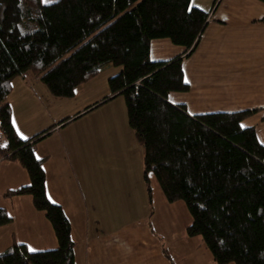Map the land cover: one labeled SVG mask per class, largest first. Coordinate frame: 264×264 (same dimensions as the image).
I'll return each mask as SVG.
<instances>
[{
	"label": "trees",
	"instance_id": "obj_1",
	"mask_svg": "<svg viewBox=\"0 0 264 264\" xmlns=\"http://www.w3.org/2000/svg\"><path fill=\"white\" fill-rule=\"evenodd\" d=\"M208 18L192 0H0V156L18 162L30 178L4 195H30L58 243L33 252L15 242L2 252L0 264H75L70 220L49 199L44 159L36 155L54 126L27 139L19 135L8 101L14 79L32 72L53 96L70 98L107 65L121 71L109 78L103 102L125 98L129 125L144 148L149 201L153 172L169 202L186 203L192 216L187 235L201 236L218 264H240L236 255L264 264V144L254 126H241L255 111L193 115L168 98L189 89L183 61L197 47ZM155 38H169L185 51L152 60ZM12 221L0 208V227ZM229 232L238 239L229 241Z\"/></svg>",
	"mask_w": 264,
	"mask_h": 264
},
{
	"label": "crops",
	"instance_id": "obj_2",
	"mask_svg": "<svg viewBox=\"0 0 264 264\" xmlns=\"http://www.w3.org/2000/svg\"><path fill=\"white\" fill-rule=\"evenodd\" d=\"M192 4L208 11L209 18L197 47L183 61L184 79L187 77L185 81L189 89L171 92L169 100L184 104L193 115L254 110L243 120V125L254 126L262 143L264 0H192ZM184 51V46L169 38L151 41V59L155 61L172 59ZM104 70L112 73L106 74L105 84L101 85L102 93L95 100L82 101V105L81 100L77 101L78 105H72L77 111L65 115L70 117L67 121L95 108V104L102 105L118 97L103 102L110 94L109 78L119 73L121 67L107 65ZM96 77L81 85L78 93L84 94L88 85L94 87ZM88 91L91 94L93 90ZM63 99L53 96L32 72L16 77L8 101L19 135L23 132L30 138L43 131L38 124L44 114L51 122L58 120V111L67 109V99ZM53 107L55 113H52ZM43 108H47L45 113L41 112ZM126 119L123 118L122 124L115 120L112 128H126ZM67 121L53 124L51 133L37 144L36 155L44 159L49 199L60 204L70 220L75 264H218L201 236L187 235L186 228L192 222V216L186 210V203L181 200L169 202L153 172L149 173L152 190V201H149L143 177L144 153L141 184L145 190L139 188L138 198L125 197L130 185L128 189L105 191L93 174L86 172L84 177L83 172H79L77 160L81 158L82 161L83 155L76 156L82 153L81 142L79 137H68L71 131L63 129ZM126 136L132 145L136 144L128 126ZM92 156L94 159L99 157L96 153ZM29 182L27 171L18 162L0 160V208H6L13 216L10 224L0 227V252L10 249L15 242L37 250L54 248L58 244L51 223L44 212L34 207L30 195H4L6 190ZM155 189L158 198L154 199ZM115 194H118L116 200ZM126 200L131 203L125 204ZM137 201L139 213L131 218L132 202ZM179 209L185 215L184 222L177 216ZM126 212L128 218L123 217Z\"/></svg>",
	"mask_w": 264,
	"mask_h": 264
},
{
	"label": "rangeland",
	"instance_id": "obj_3",
	"mask_svg": "<svg viewBox=\"0 0 264 264\" xmlns=\"http://www.w3.org/2000/svg\"><path fill=\"white\" fill-rule=\"evenodd\" d=\"M54 1L57 0H52V2ZM107 70H103L98 75H96V85L94 87H90V85H88L87 91L84 92V94L81 92L78 93L77 91L78 94L76 93L75 96L64 98L67 99V109L66 111L62 109L58 111V120L51 122V119L49 120L48 117H46L44 114L42 120H40L41 122L38 124V126L41 127L40 130L50 127L53 124H60V121L67 119L68 115H73L74 113H76L74 111L77 110H73L72 105H78L77 101L81 100L80 105H82V101L84 103H87L86 100L88 99V101L97 99L98 95L102 93L101 85L104 83L103 80L107 78L106 74L112 73V71L107 72ZM90 88L91 90H93L91 94L88 91V89ZM46 109L47 108H43L41 112L45 113ZM53 110L54 111L52 113H55L56 108L53 107ZM124 117L127 118L126 128L118 127L113 129L112 126L115 120H118L122 124L121 121ZM127 126L130 130H132L128 122V111L125 98L123 95H119L113 101H108L107 103L99 105L98 107H95L90 111H87L83 115H79L71 119L70 121H67V125L63 126V129L69 128L67 129L71 131L68 136L69 138H80L79 142H81L82 153L78 154L76 157H81V155H83V158L82 161H80L81 158H78L77 160V164L79 165V172H83V176L84 174H87L86 172H88V174H93L94 179L96 177V181H99L98 183L101 186L100 188L104 189L105 191L106 189L118 190L124 189L125 187L126 189H128L127 187L128 185H130V190H128V193L125 194V197H131V199H133L135 197L138 198L139 188L142 187L145 190V187L143 186V184H141L144 148L141 144H139L136 138V144L132 145L133 142L126 136ZM95 153L96 155H99V157H96V159H94L92 156ZM79 162L82 163L80 164ZM153 191V197L155 199L158 193L156 194V189ZM114 198L115 200L118 199V194H115ZM180 202L185 203L183 200H181ZM128 203H131V201L126 200L125 204ZM137 204H139L138 201L135 203L132 202L133 208L131 210V218L137 215L135 213H139L140 208L136 207ZM186 210L188 212V209ZM177 216L181 219V222H184L185 215L183 214V211H181V209H179V211L177 212ZM123 217L128 218V213L126 212Z\"/></svg>",
	"mask_w": 264,
	"mask_h": 264
},
{
	"label": "snow or ice",
	"instance_id": "obj_4",
	"mask_svg": "<svg viewBox=\"0 0 264 264\" xmlns=\"http://www.w3.org/2000/svg\"><path fill=\"white\" fill-rule=\"evenodd\" d=\"M43 2H45V3H51L52 0H43ZM186 10L189 11V12H191V11H192V8H191V7H187ZM185 79H187V77H185ZM241 126L243 127L244 125H241ZM20 135H21L24 139H27V138H28L27 136L24 135L23 132H21ZM262 143H264V141H262ZM37 159H40V157L38 156ZM49 198H51V197H49ZM202 207H203V205H202ZM226 238H227L229 241H233L234 239H238V237H236V234H235L234 232H229V233H227V237H226ZM221 243H224V241H221ZM28 250L33 251V252L37 251L36 248L31 247V246H29V249H28ZM261 255L264 256V251H261ZM0 256H3V253H2V252H0ZM222 256H224L225 259L228 258V257H227L226 255H224L223 253H222ZM236 259L240 260V264H249V259H248V257H246V256H245V257H241L240 255H236Z\"/></svg>",
	"mask_w": 264,
	"mask_h": 264
},
{
	"label": "built area",
	"instance_id": "obj_5",
	"mask_svg": "<svg viewBox=\"0 0 264 264\" xmlns=\"http://www.w3.org/2000/svg\"><path fill=\"white\" fill-rule=\"evenodd\" d=\"M1 139H2V136L0 135V141H1ZM0 160H2L1 156H0Z\"/></svg>",
	"mask_w": 264,
	"mask_h": 264
}]
</instances>
